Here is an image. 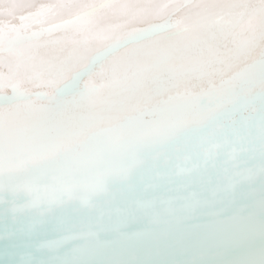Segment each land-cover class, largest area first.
Returning a JSON list of instances; mask_svg holds the SVG:
<instances>
[{
	"label": "snow or ice",
	"instance_id": "1",
	"mask_svg": "<svg viewBox=\"0 0 264 264\" xmlns=\"http://www.w3.org/2000/svg\"><path fill=\"white\" fill-rule=\"evenodd\" d=\"M0 16V264H199L257 239L264 264V231L233 236L264 225V0Z\"/></svg>",
	"mask_w": 264,
	"mask_h": 264
},
{
	"label": "bare ground",
	"instance_id": "2",
	"mask_svg": "<svg viewBox=\"0 0 264 264\" xmlns=\"http://www.w3.org/2000/svg\"><path fill=\"white\" fill-rule=\"evenodd\" d=\"M47 0H0V5H7L9 3H15L19 5H39L45 3ZM32 8H21L16 13V19H13V23H21L19 17L21 15H27L29 11H33ZM9 19L8 17L0 16V20ZM238 204L255 203L257 205L261 202V195L257 193L255 196L249 197L244 193H238L236 196ZM11 224V220H9ZM3 224H0V230H2ZM264 231V225L259 221L258 217L245 220L239 224L237 229L233 232V236L236 239H248L257 237L258 234ZM4 241H0V251L5 247ZM261 246L259 240L247 250H235L225 251L223 248H217L209 243L204 249L203 259L199 264H261Z\"/></svg>",
	"mask_w": 264,
	"mask_h": 264
}]
</instances>
